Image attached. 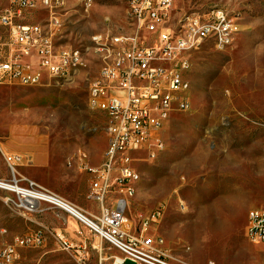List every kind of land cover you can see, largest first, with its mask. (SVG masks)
<instances>
[{"label":"rangeland","instance_id":"374dc122","mask_svg":"<svg viewBox=\"0 0 264 264\" xmlns=\"http://www.w3.org/2000/svg\"><path fill=\"white\" fill-rule=\"evenodd\" d=\"M9 7L0 0V15ZM218 9L235 19L239 32L227 49L206 42L189 55L191 109L167 121L161 130L165 149L156 159L136 156L140 180L128 215L136 219L166 203L163 222L149 235L163 238L176 262L262 264L264 245L249 242L246 228L249 212L264 207V0H176L170 26ZM128 11L129 0H65L53 17L55 43L80 49L85 65L64 79L46 78L39 87L0 86V143L45 146L57 169L80 152L92 162L105 159L106 116L87 104L89 85L103 64L93 39L133 33ZM52 16L39 9L19 23L45 25ZM6 156L0 151V182L13 183ZM24 164L16 168V187L34 182L50 190L62 181ZM81 226L82 235L64 236L75 246L86 244L83 262L61 251L55 234L43 247L22 250L20 264H113L121 256ZM32 229L19 196L0 187V254Z\"/></svg>","mask_w":264,"mask_h":264},{"label":"built area","instance_id":"2783aa9c","mask_svg":"<svg viewBox=\"0 0 264 264\" xmlns=\"http://www.w3.org/2000/svg\"><path fill=\"white\" fill-rule=\"evenodd\" d=\"M8 1L10 7L0 15V86L39 87L46 78L64 79L84 67L80 66V49L61 48L55 43L57 21L53 17L62 7L60 0ZM129 1L133 33L93 39L103 64L89 85L87 104L106 116V160L93 167L89 155L80 152L68 163H78L81 172L92 176L88 199L99 205V214L78 209L56 194L37 189L34 183L16 190V168L24 161L21 155L6 157L14 182H0V187L19 196L24 216L38 213L41 203L67 212L119 251L121 256L113 264H190L176 262L164 239L149 235L163 222L166 203L138 213L136 219L128 215L140 174L134 164L140 153L148 160L156 159L165 149L162 121L191 109L187 95V73L192 67L189 55L206 42L219 50L227 49L239 32V24L218 9L206 16L185 17L177 27H171L176 0ZM39 9L53 15L48 24L19 23L26 20V14ZM113 191L118 197L110 206ZM246 238L252 244L264 245V207L249 212ZM56 241L61 251L83 262L86 246H75L62 236ZM46 242L47 236L41 231L18 236L1 252L0 264H16L20 250L40 248Z\"/></svg>","mask_w":264,"mask_h":264},{"label":"crops","instance_id":"0c3cea01","mask_svg":"<svg viewBox=\"0 0 264 264\" xmlns=\"http://www.w3.org/2000/svg\"><path fill=\"white\" fill-rule=\"evenodd\" d=\"M34 146L36 147L15 148L8 146L7 143L1 142L0 151L5 156L24 154L27 157L26 161H23L26 166L41 172H54L58 177L60 176L62 181H59L55 187H50V190H45V188L37 183L28 182L34 183L37 189L40 188L39 190H45L60 196L71 205L79 207V209L89 214L98 215L100 212L99 205L88 199L92 176L88 173L81 172L77 167H68L67 164H62L57 169V164L52 158L49 148L38 144ZM103 161L104 156L102 162L91 161L90 164L93 167H98L102 165ZM117 197V192L113 191L109 201L110 206H114ZM24 217L32 223L33 229L30 232H44L47 236V240L49 235L55 236L56 234V236L62 235V237H65L64 235L75 232L82 235V231L85 230L81 224L72 218L67 212L47 203H41L39 205L38 213ZM81 246H86V244L82 243ZM22 250L19 252V260L16 264H20Z\"/></svg>","mask_w":264,"mask_h":264},{"label":"bare ground","instance_id":"6f19581e","mask_svg":"<svg viewBox=\"0 0 264 264\" xmlns=\"http://www.w3.org/2000/svg\"><path fill=\"white\" fill-rule=\"evenodd\" d=\"M60 1H61V4H62V5H63L64 2H65V0H60ZM129 11H130V1H129ZM233 36H234V35H233ZM84 65H85L84 55H81V57H80V66H84ZM79 69H80V68H79ZM79 69H78V70H79ZM190 92H191V83H189L188 88H187V95H188V96H190ZM166 123H167V121H162V123H161V130L164 129ZM108 145H109V138H107V147H108ZM106 156H107V151H106L105 159H104L103 163H104L105 160H106ZM73 165H75V166L77 165V166H78V163H70V166H73ZM139 180H140V176L138 175V176H137V182H136V185L138 184ZM16 190L19 191V190H20V187H16ZM136 193H137V190H136Z\"/></svg>","mask_w":264,"mask_h":264}]
</instances>
